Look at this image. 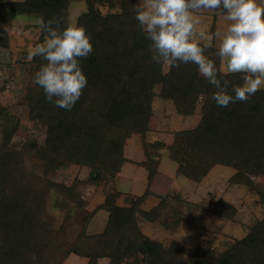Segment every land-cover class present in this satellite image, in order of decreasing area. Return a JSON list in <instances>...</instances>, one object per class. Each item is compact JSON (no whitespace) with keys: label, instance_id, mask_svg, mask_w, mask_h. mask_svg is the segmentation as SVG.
Wrapping results in <instances>:
<instances>
[{"label":"trees","instance_id":"16d2710c","mask_svg":"<svg viewBox=\"0 0 264 264\" xmlns=\"http://www.w3.org/2000/svg\"><path fill=\"white\" fill-rule=\"evenodd\" d=\"M71 1L12 0L0 4L7 3L19 14L43 17L45 21L59 18L60 24L53 27L63 29L68 23ZM85 1L88 10L79 15L75 24L87 30L93 51L87 58H79L88 83L71 110L47 101L43 89L33 83L34 74L46 60L39 56L29 60L22 52L17 61L30 64L25 97L30 116L47 127L45 144L40 150L35 142L30 143L33 154L49 171L69 162L88 166L89 184H103V201L88 210L87 200L73 185L50 181L48 187L41 189L21 173L14 179L16 171L9 164L10 150L0 147V264H33V254L36 264H64L71 254L85 257L86 264H99L104 258L108 264H264V217L221 252H216L209 241L190 248L174 239L166 246L143 232L139 217L166 223L163 217L170 208L173 221L167 224L175 231L185 221L183 211L166 197L144 209L148 190L136 197L126 195L125 204H118L122 192L115 187L123 163L131 161L125 155V145L133 134H139L143 140L145 159L139 165L148 171V184L154 179L160 162L150 157L149 150L155 145L146 137L157 95L155 89L160 86L158 95L173 100L183 115L194 113L198 98L204 96L198 125L177 131L170 146L169 157L177 163V174L200 182L214 166H231L236 170L229 178L231 183L245 184L253 190L251 176L264 175V90L247 101L217 106L211 99L216 89L198 74L197 65L169 64L164 71V63L152 60L150 42L135 19L137 0H120L121 11L105 16L95 11L96 0ZM40 32L39 43L46 35L41 29ZM0 45L8 46L6 35L0 36ZM207 50L215 51L217 58H208L215 61L218 78L221 83L229 82L231 92V84L243 82L242 74L222 72L217 49L205 47ZM52 185L73 205L85 210L84 224L71 241L60 238L37 202ZM99 210L107 212L106 223L101 231L89 232V224ZM211 211L231 220L237 208L219 198ZM185 253L189 254L187 261L183 259Z\"/></svg>","mask_w":264,"mask_h":264},{"label":"rangeland","instance_id":"374dc122","mask_svg":"<svg viewBox=\"0 0 264 264\" xmlns=\"http://www.w3.org/2000/svg\"><path fill=\"white\" fill-rule=\"evenodd\" d=\"M94 9L103 16L120 12V0H114L113 4L106 0H96ZM87 10L88 4L85 0L71 1L68 7V22L75 24L79 15ZM38 19L39 17L34 15L17 13L7 3L0 4V33H3L0 36L6 35L8 38V46L0 45V147L7 146L10 150L9 164L11 169L16 171L14 179L21 173L23 178L33 181L41 189L48 187L50 181L66 186L73 185L87 200V209L92 210L103 201V184H89L90 168L84 164L69 162L49 171L29 146L31 142H35L36 149H41L40 146L45 144L47 127L41 120L30 116V108L25 101L30 84V64L17 60L22 52L28 55L39 43L41 32ZM195 20L198 21L194 28L195 40L202 45H208V48L216 49L223 32L232 23L227 20L223 8L199 10L195 14ZM3 25H8L10 30L4 32ZM205 55L211 56L213 60L217 58L214 50L205 51ZM168 69L169 63H164L163 70ZM220 70L226 72V64L224 65L222 59ZM155 90L157 95L153 100V112L148 121L150 131L146 139L155 145L149 150V155L152 159H159L160 166L155 180L148 184V171L139 165L145 159L143 140L139 134H133L125 145V155L131 161L123 163L115 181L116 188L124 193L118 203L125 204V194L136 197L148 190V197L143 206L148 210L162 197H166L183 211L185 221L177 230L171 229L167 223H172L173 211L168 208V215L163 217L166 223L150 222L139 217L143 232L162 241L166 246L174 239L190 248L209 241L216 252H221L245 236L249 228L264 217V175L251 176L254 183V189L251 190L248 185L231 183L229 178L236 171L231 166H214L200 182L177 174V163L169 157L170 146L177 131L193 129L198 125L202 116L204 96L198 98L194 113L183 115L177 111L173 100L158 95L160 86ZM3 167L7 171L4 165ZM219 198L226 199L237 208L233 219L220 218L212 213L211 207ZM37 202L44 210L43 216L50 221L51 227L57 230L60 238L71 241L77 236L84 224L85 210L73 205L53 185L47 195L43 194L37 198ZM107 216L105 210H99L90 222L88 231H101ZM183 259L189 260V254H183ZM86 262L85 257L71 254L64 264ZM100 264H108V260L104 258Z\"/></svg>","mask_w":264,"mask_h":264},{"label":"clouds","instance_id":"9594fccd","mask_svg":"<svg viewBox=\"0 0 264 264\" xmlns=\"http://www.w3.org/2000/svg\"><path fill=\"white\" fill-rule=\"evenodd\" d=\"M264 0H137L135 19L149 40L151 58L156 63H194L198 74L216 89L211 95L217 106L227 107L236 101H247L264 90ZM225 10L231 21L223 32L217 54L226 73H241V84L221 83L215 61L205 55V47L195 40V14L202 9ZM46 35L28 54V59L42 57L33 83L43 89L47 101L71 110L87 86V75L79 58L93 51L91 36L84 26L68 22L63 29L60 19H38ZM8 32V25L2 26ZM3 33H0L2 35ZM200 35H204L200 33ZM36 264L37 257H30Z\"/></svg>","mask_w":264,"mask_h":264},{"label":"crops","instance_id":"0c3cea01","mask_svg":"<svg viewBox=\"0 0 264 264\" xmlns=\"http://www.w3.org/2000/svg\"><path fill=\"white\" fill-rule=\"evenodd\" d=\"M159 162H160V160H159ZM159 166H160V163H159ZM159 166H158V169H159ZM158 169H157V170H158ZM119 172H120V171H119ZM176 173H177V171H176ZM154 178H155V176H154ZM154 180H155V179H153L152 181H154ZM147 181H148V174H147ZM115 187H116V186H115ZM123 194H124V193L122 192V195H121V196H123ZM125 195H127V194H125ZM133 197H135V196H133ZM119 199H120V198H119ZM119 199H118V201H119ZM145 201H146V200H145ZM158 202H159V200H158ZM158 202H157V203H158ZM157 203H156V204H157ZM118 204H120V203H118ZM144 204H145V202H144ZM144 204H143V206H144ZM156 204H155V205H156ZM121 205H123V204H121ZM152 207H153V206H152ZM101 260H102V259H101ZM101 260H100V261H101ZM100 261H99V264H100Z\"/></svg>","mask_w":264,"mask_h":264}]
</instances>
